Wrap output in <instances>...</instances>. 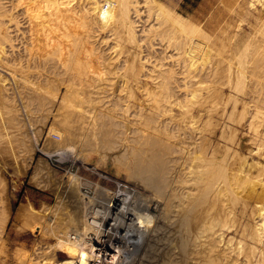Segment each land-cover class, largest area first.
I'll use <instances>...</instances> for the list:
<instances>
[{
	"label": "bare ground",
	"instance_id": "bare-ground-1",
	"mask_svg": "<svg viewBox=\"0 0 264 264\" xmlns=\"http://www.w3.org/2000/svg\"><path fill=\"white\" fill-rule=\"evenodd\" d=\"M254 1L260 8L264 7V0ZM135 3L138 5L137 0H0V101L9 82L18 90L20 102L27 100L26 105L33 106L32 113L45 114V121L48 116L52 118L45 135V143L51 149L48 145L37 149L34 142V148L30 146V149L45 157L67 151L71 158L87 162L93 141L102 145L97 150L95 145L92 147L100 152L101 147L107 148L102 142L109 146L112 136L114 140L120 135L130 136L133 127L134 139L140 143L129 145L130 165L125 160L120 162L128 163L129 167L123 171H130L129 177L126 176L132 185L148 193L139 195L135 188L115 180V191L97 185L94 195L85 197L78 190L76 174L68 173L66 184L53 178L45 159L37 158L30 183L36 189L47 190L40 178L52 174L50 192L56 199L63 194L67 205L64 215L51 207L45 214L32 206L20 210L18 217L31 231L39 228L53 240H41L29 252H15L16 261L18 264H175L184 248L185 211L195 226L190 261L237 263L233 256L236 258L248 248L241 241L233 245V237L226 239L233 233L239 236L238 240L262 243L256 264H264V163L261 161L264 162V18L257 15L255 23L262 29L259 31L252 24L257 30L253 32L251 28L253 35L239 45L238 32L226 35L229 37L224 40L217 37L220 31L218 35H210L199 24L158 0H144L155 23L139 33L135 20L131 19V10L134 13L139 10ZM253 3L251 0V6ZM16 40L20 41L18 51L15 50L19 43L13 44ZM228 103L230 111L226 109ZM1 104L0 134L8 137V130L16 128L14 121L19 117H15L14 105L8 103L2 107ZM175 109L178 116L173 114ZM193 110L197 111L196 115ZM155 117H164L165 122L178 120L191 135L192 142L185 148L183 141L171 143L170 139L184 138V129L179 137L175 136L174 130ZM234 120L249 134L247 141L252 149L247 148V156L232 148L239 144L238 139L235 141ZM218 127L221 128L218 138L225 141L224 149L216 142L210 150L211 141L204 132ZM227 129L230 133L223 137ZM105 135H111L110 140L106 137L108 143L103 141ZM19 138L14 142L15 147L23 148L25 144ZM127 138H123V143L130 140ZM97 140L102 142L96 143ZM119 140L117 143L121 145ZM150 143L158 145L156 152L168 151L180 156L176 162L173 159L168 162L169 165L175 162L176 166L171 162L173 169H167L166 177L159 176L162 170L156 174L158 166L153 167L148 152H142ZM137 146L144 157L136 155ZM217 153H222L223 160L215 157ZM226 157L227 163L223 162ZM242 192H255L258 203L250 206L244 223L235 225L231 205ZM77 207L81 208L79 216L73 213ZM5 209L0 207V217L5 216ZM240 214L244 215V209ZM5 223L0 228L1 236ZM5 247L4 240H0V264H4ZM244 264L250 261L245 260Z\"/></svg>",
	"mask_w": 264,
	"mask_h": 264
},
{
	"label": "rangeland",
	"instance_id": "rangeland-1",
	"mask_svg": "<svg viewBox=\"0 0 264 264\" xmlns=\"http://www.w3.org/2000/svg\"><path fill=\"white\" fill-rule=\"evenodd\" d=\"M158 1L161 4H163L164 6L173 10L174 12H177L178 14H180L184 17L190 18L193 22H195L196 24H199L200 27L210 35H214V34L216 35L219 31L222 34L226 30L225 31L226 33H224L223 36H221L220 33H218L219 36H217V37H220L224 40L225 38L227 39V37H229L226 35H230V34H232V32H238V38L239 39L237 38L236 42H238L239 45H241L240 42H243L245 40V38L250 37V35H253L251 33V30L253 29V27H251V26H252V24H254L256 22L257 15H260V17L264 18V7L260 8V5L257 4L254 0H252L254 2L253 3L254 6H251V4H250L251 0H237V1L236 0H158ZM137 2H138V5L136 3L133 5L135 8L137 7L136 9H139V10L137 11V13L135 12L136 14L134 13L133 10H131V19L135 20L136 30L137 31L139 30L138 32L140 33V31H142L144 29L147 30L152 24L154 25L155 22L153 20V14L148 11L149 9H146L148 7L144 3V0H137ZM246 2L248 4H246ZM242 4H244V5L242 6ZM135 5H137V6H135ZM244 8H247V9H244ZM228 10L229 11L231 10L230 11L231 13H229ZM233 10H234V12H233ZM241 19H243V21ZM225 22L228 25H226ZM223 23L225 25H223ZM255 24L258 28L260 27L259 25H257V23H255ZM221 25L224 27H222ZM253 26H255V25H253ZM255 27L252 30L253 32L255 31V29L257 30V27L256 28ZM235 28H236V30H235ZM223 29H225V30H223ZM261 29L259 28V31ZM16 42L19 43V45ZM13 44H15V46L18 45L16 47L17 50H15V51H18L19 50L18 48H20V41L16 40ZM219 44L220 43L217 41L216 45H219ZM143 47L145 48L144 45H143ZM155 48H157V47L155 46ZM2 74L4 76L6 75L3 72H2ZM6 77H8V76L6 75ZM7 84H8V86L6 85V87H5L6 92H4V94L2 95L3 98H2V101H0V103H2L1 104L2 107H6L8 105V103L14 105L15 106V113H16L15 117H17V118L19 117V118L18 119L16 118L17 121H14L16 128L8 130V133H9L8 137L1 136V134H0V182H1L0 183V190H1L0 191V194H1L0 195V207L4 206V208H7V209H5L6 210L5 216L0 217V228L2 227L3 222H6L5 223V225H6L5 229L2 232V236L0 235L1 236L0 240H4V243L6 244V247H5L6 257L5 258L3 257L4 264H18L16 261L15 252H29L31 250V248L34 247V245L40 244L41 240H53V238L47 237L46 235L44 236V233H42L39 228H35L34 230L31 231V227H29L27 224H25L21 220V218L18 217L20 210L24 209L28 206H32L36 210H40L42 213L45 214L46 209L48 207L49 208L51 207L52 211L57 210L58 211L57 213L64 215L63 210H64V208H66L67 204L64 202L65 199L63 197V194H61L60 197L56 199L55 195L50 192V189L53 188V187H51V183L53 182L51 180H53V179H50L52 174L54 176L53 178L60 179L62 182L66 183V184L69 181V179H67L68 173L76 174L78 176V179H79L78 190L85 197H92L94 195L93 189L97 185H99L100 187H102L106 191H110V192L115 191V188L117 185L113 182L115 180L117 182H119L120 184L122 183V184L127 185L128 187H131L130 189L135 188L134 190H137L139 195L144 196V195H148V193L147 192L145 193L143 190L138 189V187L133 186L134 185V184L132 185L133 182L128 180V177H129L128 174L130 173V171H128L127 169H126V171L129 173H125V171H123L124 170L123 168L129 167L130 162L132 161V160H130V158L132 159V157H130L131 156L130 152H132V150L130 148H132V147L131 146L129 147V145L133 144V142H139L140 143V141H138V140L135 141V139H134V138H136V136H133L134 134H132L133 133L132 131H134L133 127L132 128L130 127V130H129V131H131L130 136L120 135V136H122L121 137L122 139L120 138V136H118L116 138L117 141L114 140L115 136L114 137L112 136V141L113 142L115 141L112 144V146H111L112 141L110 140L111 135H105V138L107 137L108 139L110 136L109 142H111V143H109L110 144L109 146L112 147V148L110 147V150H108L109 146L107 144H105V142L103 143L101 140H97L96 143H99L98 141H100V142H102V144L107 146V148H105V147H101V149L98 148L100 150V152L99 151L97 152L96 151L97 146L100 147L102 145L100 143L98 145L94 144L95 141H93V143L91 144L93 146H91V145L89 146V148L92 149V152L90 153V156H89V159L87 162L84 161L83 159H81L80 161L75 160L76 157L71 158L72 155L70 154V152H67V151H65V152L61 151L60 154L59 153H56V154L53 153V154L45 157L41 153L37 152V150L34 152L31 149L34 148V145L37 146L36 147L37 149H38V146L39 147H41V146L47 147L48 144L46 145V143H45V138H46L45 135L47 134L46 131L48 130L47 125L52 121L51 116H48V119H46V121H45L44 120L45 114L41 115V113H37V112L32 113V112H34L33 106L30 104H29V106H27L29 103L27 100L25 101L26 103L20 102L21 100H20V97L18 95V90L16 89L17 90V93H16L14 86L9 84V82ZM10 87H11V89H10ZM224 93L225 94L228 93V91H226V88H224ZM16 94L18 96H16ZM241 98L246 99V97L243 95L241 96ZM4 101H5V103H4ZM230 106H231L230 103H228L226 106V109H229L228 111L231 110ZM21 107H23L25 109L27 108V109L23 110V109H21ZM21 110H23V111H21ZM23 112H25V113H23ZM192 113L194 115H196L197 111L193 110ZM17 114H19V115H17ZM173 114H176L178 116V114H179L178 110L175 109ZM28 115H29V117H27ZM3 117L5 118V116H3ZM41 117H42V119H41ZM216 117H215V119H216ZM155 118H159L161 121L165 122L164 117H155ZM220 123H222V122H220ZM118 124L121 125V123H118ZM232 124H233L234 129L236 130L235 141L238 139V143H239L237 145L238 147L236 146V147H232V148H234V150H236V151L241 152L240 154L247 156L248 155V153H246L248 151L247 148L251 147V144L247 141L249 138V134L245 133L243 127L241 126V124L238 121L234 120V123H232ZM165 125L167 128L174 130L175 136H178V137L181 134V131H183V129H184V138H182V139L176 138L174 140L170 139L169 141L171 143L178 144V143H180V141L181 142L183 141L184 142V148H185V145L192 142L191 135L189 134V132L185 128H183L182 126L179 125L178 120H170L168 122H165ZM222 127H223V125H222ZM120 130H122V129H120ZM1 131H2V129H1ZM19 131L21 133H19ZM218 131H221V128L218 127L215 129H207L204 132V135L206 137L210 138V141H211L210 142L211 143L210 148H209L210 150H212L211 148H213V146H215L216 142H217V145L218 144L220 145L219 147L224 149L225 141L223 140V138H220V139L218 138L220 133H221ZM228 132L230 133V130L227 129L225 132L226 134L224 133L223 137H226V135L229 134ZM17 137L18 138L20 137L19 139H21L24 142L25 145L23 146V148H16L15 147L14 142L17 140L16 139ZM124 137L125 138L128 137L130 140L128 138H127V140H129L130 142L126 141L125 143H123ZM105 138L103 137V141H107V143H108V139L107 138L105 139ZM119 138H120L121 142H120ZM6 139H8L7 141L9 143L6 141ZM10 140H11V142H10ZM118 140H119V143H121V145H123L122 147H121V145H119L117 143ZM194 140L195 139L193 138V141ZM131 141H132V143H131ZM32 142H34V145H32L33 144ZM127 142H128V144H127ZM26 143L28 144L27 145L28 148H26ZM196 143H199V140L196 141ZM9 144H11V146H9ZM114 144H116L117 146L119 145V146L116 147V146H114ZM12 145L16 149H13ZM94 145L96 147H94ZM156 145L157 144H153V143H150L149 145L147 144L145 146V148L143 146V148L145 149V150L143 149L144 151L139 146H137L139 149L137 148L138 150L137 149L136 150L139 152H137L136 155L140 154L143 156V153L145 151L146 152L144 154H147V152H148L147 155H150L148 158H149V160L151 158V160L153 161L152 162L154 164L153 167L156 168L158 166L156 168V174L157 175L160 174L159 176L163 175L162 177H166V173L169 171L167 169H173L171 167V165L173 164L176 166L175 162L180 156L177 153H173L174 154L173 155L172 153H169L168 151L167 152H165V151L164 152H159V151L156 152V149H155ZM30 146H31V149H30ZM125 146H127L129 148L125 149ZM152 146H154V147H152ZM228 146H230L229 143H228ZM10 147H11V149H10ZM92 147L96 148V150L95 149L93 150ZM146 147H148V148H146ZM149 147H150V149H149ZM157 147H158V145H157ZM47 148L51 149V147L49 145ZM81 148H83V147H81ZM84 148H85V146H84ZM102 148H104V149H102ZM21 149H23V150H21ZM83 149H81V150L84 152L87 151V149L86 150H83ZM140 149L142 150L143 153H141ZM147 149H149V151L151 150V152H149ZM154 149H155V151H154ZM248 149H252V147L248 148ZM29 150H30V153L28 152ZM78 150H77L78 153L81 152L80 147H78ZM104 150H106V151H104ZM123 150H126V151L124 152ZM129 150H130V152L127 153V151H129ZM152 150H153V152H152ZM31 151H33V152H31ZM120 151H122V155H120L121 154ZM84 152H82V153H84ZM154 154H156V155H154ZM229 154H231V151L229 152ZM119 155H120V157H119ZM140 155H139V158L141 157ZM216 155H217V156H215L216 158L223 160L222 159V153H220V154L217 153ZM60 156H62V157L60 158ZM114 156L117 157L116 158L117 160H118V158L119 159L122 158V159L118 160L119 162L120 161L124 162V160L126 162L130 161L129 165H128V163L125 162L126 167H123V165H125V164H122L121 162L116 163L117 160L115 159ZM39 157L45 159L48 162L50 170L52 172V174L50 176H49V174H47V175L41 176V178H40L41 181L44 180L42 182L44 183L45 186L48 187L47 190L36 189L29 181L30 174L32 173L33 164L35 163V160ZM125 157H127V158H125ZM73 158H74V160H73ZM60 159H62V160H60ZM113 159H115L116 161ZM160 159H162V160H160ZM171 159H173L175 162L171 161L172 164L170 162V165H169L168 162ZM225 160L227 161V157L223 161V162L227 163ZM155 161H157V162H155ZM261 161H262V163H264L263 160H261ZM83 162H85V164ZM160 162L162 163V165ZM119 164H121L122 166ZM168 166H169V168H167ZM158 170H160V171L162 170V173L157 172ZM126 175H128V177ZM159 176H157V177L159 178ZM117 177L120 179H117ZM126 177H127V180H126ZM46 178H48L49 180ZM122 180H124V182ZM49 182H51V183H49ZM128 182L130 184H128ZM60 190L61 189H59V191ZM255 195H256L255 192L254 193H252V192L243 193L242 192L241 194H239L234 199V201L231 205L232 211L234 213L233 224L239 225V224L244 223V221H246L245 215L248 212V210L250 209V206H253L256 202L258 203ZM60 200H62L61 205L59 204ZM107 201H108L107 199H105V200L103 199V202H107ZM59 205H60V207H59ZM57 208L60 210H58ZM73 209H74V207H73ZM77 209H78V211H77ZM80 209L81 208L77 207L73 213L76 216H79L80 215V213H79ZM243 209H244V215H241L240 211ZM152 212H154L153 209H152ZM62 215H58V216H62ZM184 215H186V217H189V215H187V213L185 214V211H184ZM44 216L46 217V215H44ZM186 217H184L185 218L184 219V235H183L184 238L182 237V246L184 248L182 247L183 251L178 256L177 262L175 264H178L179 261H180L179 264H197V263H193L192 261H190V260H192V257H193V245L195 242V238L193 237L194 236V228H195L194 223H193L194 221H192V218L189 217L188 218L189 220H188ZM1 218H4V220ZM186 219H187V221H186ZM187 222H188V224H187ZM191 224H192L193 228H192ZM23 225H24V227H23ZM222 229L224 230V227ZM187 231H188V233H187ZM40 232H41V234H40ZM44 237H46V238H44ZM228 237H233V239H234V240H232L233 245H235L237 241H241V242H245L246 243L245 247L248 248L247 251L242 252L240 255L236 256V258L233 256V258L237 261V263H235V264H238V263L244 264L245 260H249L250 264H256L257 260L260 257V254L262 252V248H263L262 243L260 244L257 240H238L239 236L234 235L233 233H229L227 235L226 239ZM191 240H192V242H190ZM262 241H263V245H264V240H262ZM223 258H224V255L221 256L222 260H223Z\"/></svg>",
	"mask_w": 264,
	"mask_h": 264
}]
</instances>
